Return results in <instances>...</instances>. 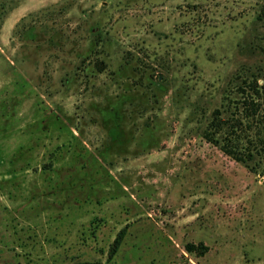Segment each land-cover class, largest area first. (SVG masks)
Instances as JSON below:
<instances>
[{"label": "rangeland", "instance_id": "obj_1", "mask_svg": "<svg viewBox=\"0 0 264 264\" xmlns=\"http://www.w3.org/2000/svg\"><path fill=\"white\" fill-rule=\"evenodd\" d=\"M78 262L264 264V0H0V264Z\"/></svg>", "mask_w": 264, "mask_h": 264}, {"label": "trees", "instance_id": "obj_2", "mask_svg": "<svg viewBox=\"0 0 264 264\" xmlns=\"http://www.w3.org/2000/svg\"><path fill=\"white\" fill-rule=\"evenodd\" d=\"M216 118H218V117H216ZM218 124H220V122H218V121H212V125L218 126ZM226 150H227L226 152L228 154H230L229 152H232V151H230L231 149L229 147H226ZM122 234H123V229H121L118 232L117 236L113 240V243L110 246L108 258H111L115 254V252L117 251V249L119 247L120 239L122 237ZM184 249L187 252H189V253L199 252L200 254H204L208 250V246L205 245L203 242H199L197 244L192 243V242H186L184 244ZM76 264H98V263L97 262H91V263L90 262H78Z\"/></svg>", "mask_w": 264, "mask_h": 264}]
</instances>
